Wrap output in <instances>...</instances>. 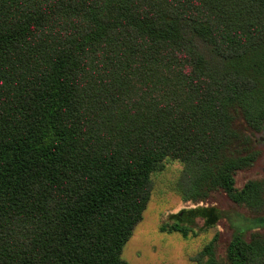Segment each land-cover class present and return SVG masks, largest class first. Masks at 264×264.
I'll list each match as a JSON object with an SVG mask.
<instances>
[{"label": "trees", "instance_id": "1", "mask_svg": "<svg viewBox=\"0 0 264 264\" xmlns=\"http://www.w3.org/2000/svg\"><path fill=\"white\" fill-rule=\"evenodd\" d=\"M263 128L264 0H0V264H132L168 159L184 216L250 213L197 264H264Z\"/></svg>", "mask_w": 264, "mask_h": 264}, {"label": "rangeland", "instance_id": "2", "mask_svg": "<svg viewBox=\"0 0 264 264\" xmlns=\"http://www.w3.org/2000/svg\"><path fill=\"white\" fill-rule=\"evenodd\" d=\"M255 138L261 153L253 167L237 174L240 187L249 179L264 178V128L255 133ZM183 168L181 161L168 159L163 170L152 174L150 201L123 248V259L132 264H197L205 245L217 234L218 255H224L234 232V224L240 223L239 214L244 212L249 216L250 213L233 205L226 195L216 193L209 202L216 203L222 211V217L215 222L209 219L206 226L207 221L203 218L196 221L191 216H184V210L194 205L183 198L177 187ZM178 214L185 219L181 224L189 227L187 236L179 231L161 230L163 225L177 223Z\"/></svg>", "mask_w": 264, "mask_h": 264}]
</instances>
